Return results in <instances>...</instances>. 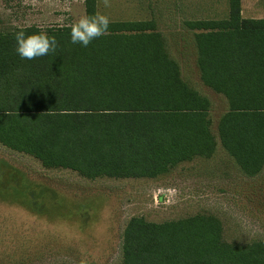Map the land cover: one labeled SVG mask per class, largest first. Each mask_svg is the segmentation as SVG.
I'll list each match as a JSON object with an SVG mask.
<instances>
[{"label": "trees", "instance_id": "obj_1", "mask_svg": "<svg viewBox=\"0 0 264 264\" xmlns=\"http://www.w3.org/2000/svg\"><path fill=\"white\" fill-rule=\"evenodd\" d=\"M240 1L228 0L226 19L185 23L200 83L226 104L215 134L210 99L184 79L155 23L110 22L87 47L70 43V26L0 33V144L92 180L156 178L211 158L218 140L245 177H256L264 170V19L243 18ZM84 13H97V0H84ZM21 30L44 32L57 47L21 60L13 38ZM220 226L133 217L121 264H264V246L228 243Z\"/></svg>", "mask_w": 264, "mask_h": 264}, {"label": "rangeland", "instance_id": "obj_2", "mask_svg": "<svg viewBox=\"0 0 264 264\" xmlns=\"http://www.w3.org/2000/svg\"><path fill=\"white\" fill-rule=\"evenodd\" d=\"M241 16L264 18V0H241ZM109 21L155 23L180 61L187 83L212 103L213 133L226 110L195 67L188 20H223L228 0H97ZM84 0H0V33L36 26H70ZM176 43L178 46H176ZM133 217L165 223L212 218L228 243L264 238V170L245 177L217 140L209 159L179 164L156 178L86 179L68 169H45L0 144V264H121L122 235Z\"/></svg>", "mask_w": 264, "mask_h": 264}, {"label": "clouds", "instance_id": "obj_3", "mask_svg": "<svg viewBox=\"0 0 264 264\" xmlns=\"http://www.w3.org/2000/svg\"><path fill=\"white\" fill-rule=\"evenodd\" d=\"M109 23V18L98 12L92 15H82L70 25L69 41L72 44L87 47L93 39L106 34ZM13 38L15 54L21 60H32L46 56L57 47L56 39L44 32L26 34L25 31L21 30L17 31ZM259 243L264 246V238H261Z\"/></svg>", "mask_w": 264, "mask_h": 264}, {"label": "crops", "instance_id": "obj_4", "mask_svg": "<svg viewBox=\"0 0 264 264\" xmlns=\"http://www.w3.org/2000/svg\"><path fill=\"white\" fill-rule=\"evenodd\" d=\"M97 12H98V7H97ZM264 19V18H263ZM149 21V20H148ZM189 21H200V20H188V19H185L184 21H183V23H181V25H185V23L186 22H189ZM110 22H115V21H110ZM118 22V21H117ZM119 22H121V21H119ZM176 46H178V45H176ZM180 54V61L178 60V58L176 57V59H177V61L179 62V64H180V66L183 64L182 63V61H181V58L184 60L185 58H183L182 57V55H181V52L179 53Z\"/></svg>", "mask_w": 264, "mask_h": 264}]
</instances>
